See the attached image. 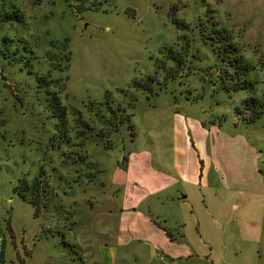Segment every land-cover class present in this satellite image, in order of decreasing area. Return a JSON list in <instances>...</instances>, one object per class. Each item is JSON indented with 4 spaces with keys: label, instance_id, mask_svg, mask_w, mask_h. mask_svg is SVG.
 Instances as JSON below:
<instances>
[{
    "label": "rangeland",
    "instance_id": "rangeland-1",
    "mask_svg": "<svg viewBox=\"0 0 264 264\" xmlns=\"http://www.w3.org/2000/svg\"><path fill=\"white\" fill-rule=\"evenodd\" d=\"M210 20L231 35L252 65L250 79L261 95L264 0H0V264H163L166 260L158 259L164 257L146 243H110L116 238L119 201L102 182L110 174L102 173V162L107 158L108 165L114 164L122 145L157 152L162 161L172 113L202 122L205 129L221 126L205 144L208 150L214 145L212 160L220 159L241 186L238 191L187 189L188 206L184 215H176L186 239L198 253L207 252L206 264H264V182L258 172L264 168V108L254 123L235 124L234 109L246 92L220 89L214 71L219 58L200 30V21ZM65 38L68 65L60 60L66 52L58 49ZM169 50L180 56L179 64H164ZM175 65L177 77L166 78L163 68ZM48 70L66 83L60 95L69 111L68 145L52 138L55 120L45 110V93L37 89V73ZM149 76L157 80L150 82ZM134 81L165 85L154 86L156 93L149 95L132 89ZM106 93L112 106L128 107L135 97L133 109L126 111L132 115L134 140L123 126L111 150L104 151L95 137L81 148L72 110L88 119V105L103 101ZM191 134L200 142L197 132ZM38 172L44 175L47 207L35 217L34 208L13 188ZM190 204L194 213L189 217ZM205 207L212 213L203 214ZM151 212L170 227V219L166 223Z\"/></svg>",
    "mask_w": 264,
    "mask_h": 264
},
{
    "label": "crops",
    "instance_id": "crops-1",
    "mask_svg": "<svg viewBox=\"0 0 264 264\" xmlns=\"http://www.w3.org/2000/svg\"><path fill=\"white\" fill-rule=\"evenodd\" d=\"M171 121L173 126L170 144L160 153L162 156L159 159L162 161L158 162V158L156 159L157 152L144 148L127 150L124 145L116 155L114 164L108 165L107 158L105 161L103 159L102 173L110 174L107 182H102L107 187L110 186L119 201L116 238H112L110 243L116 247H122L128 241L146 243L152 249L151 252L164 257L158 259L161 263L166 260L163 264H206L207 252H197L196 246L186 239L179 217L176 216L178 212L184 215L183 210L188 206L187 189L198 187L201 191L205 187L219 186L225 191H238L241 186L238 180L226 174L220 159L212 160L214 145L211 150L206 147L205 140L213 130L218 132L221 126L216 128L212 124L210 129H205L204 123L187 121L177 113H172ZM193 130L199 134L200 142L194 139L195 135L192 136ZM133 140L134 137H130V141ZM126 152L127 162L122 165ZM221 198L222 196L218 202ZM201 199L203 203V197ZM152 207H156V210ZM192 209L190 204L189 211L187 210L189 217L194 213ZM151 211L165 219L166 223L170 219V227L162 225L176 240H170L162 229L152 223L149 216V213L153 215ZM208 213L212 211L205 207L203 214ZM169 214H173L171 218H168ZM104 245L107 246L108 242ZM106 248L103 253L109 258Z\"/></svg>",
    "mask_w": 264,
    "mask_h": 264
},
{
    "label": "trees",
    "instance_id": "trees-1",
    "mask_svg": "<svg viewBox=\"0 0 264 264\" xmlns=\"http://www.w3.org/2000/svg\"><path fill=\"white\" fill-rule=\"evenodd\" d=\"M211 18V16L209 17ZM176 27H184V25L176 20H172ZM218 24L213 20H210L208 23L200 21V30L202 33L201 36L205 40L209 41V44L219 58L220 65L214 68L216 77L220 82V89L230 93L245 91L246 97L240 101V104L235 107L234 113L236 117V125L239 122L245 124H251L257 121L262 113L264 108V92L261 95H258L256 89V83L253 82L250 77L253 72L252 65L245 60L238 45L234 42L231 35L223 28H219ZM69 40L65 38L60 42L59 50L63 54L61 61L66 60L68 65L70 60V51L67 50ZM175 51L169 50L166 54V63L168 61L176 62L178 64L181 62L178 59L180 56ZM17 59H13L16 62ZM51 60V58H50ZM11 61V64L14 62ZM66 65V66H67ZM167 67L163 68L166 78L177 77L179 67ZM54 71L62 72L59 68L50 67ZM161 68V65L158 66ZM52 71L48 70L46 72L37 73V89L45 93V110L50 114V117L55 120L54 131L55 134L52 138L56 137V141L59 143H66V145L71 143L72 136L70 135L71 128L69 127L70 120L68 119L69 111L66 106L62 103L61 92L66 89V83H63L59 78H55L52 75ZM168 74V76H167ZM67 81V77L65 78ZM147 80L150 82H155L157 76H149ZM165 83H140L134 81L131 83V88L135 91L146 92L149 95L155 94L154 86H157V89H160L164 86ZM64 96V95H63ZM68 95L65 94V97ZM104 100L96 103H90L88 105V110L86 111L89 115L88 119H84L81 116V112L72 110L73 124H74V133L76 139H79L77 146L83 148L86 146V140L92 137L98 138L102 144L104 151H108L113 147L114 140L112 139L115 134H118L123 126L128 128L131 137H134L133 125L131 123V114L126 113L127 110L133 109L135 97L129 99L128 107H123L119 103L116 106L111 105V99L106 93L104 95ZM87 151V149H86ZM128 153H124L122 158V165H125L127 162ZM79 160L84 161L86 155H79ZM258 172L263 177L264 182V168L260 167ZM43 174L40 172L37 173L30 181L22 179L21 182L13 188V192L22 200L28 202L34 208V216L38 217L40 212L47 207L45 202L44 195V179ZM152 223L158 228L162 229L165 234L169 237L170 240L174 241L167 231L166 227L162 225L160 221L150 217ZM8 228H10L8 226ZM2 256H0V263L4 262Z\"/></svg>",
    "mask_w": 264,
    "mask_h": 264
}]
</instances>
